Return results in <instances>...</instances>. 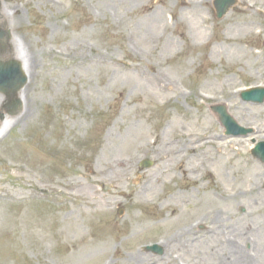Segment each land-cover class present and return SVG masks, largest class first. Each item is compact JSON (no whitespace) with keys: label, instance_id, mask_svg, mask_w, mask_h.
<instances>
[{"label":"rangeland","instance_id":"rangeland-1","mask_svg":"<svg viewBox=\"0 0 264 264\" xmlns=\"http://www.w3.org/2000/svg\"><path fill=\"white\" fill-rule=\"evenodd\" d=\"M236 1L217 18L214 0H0V65L37 54L0 93V264H232V242L264 264V102L239 96L264 87V0ZM216 104L252 131L225 135ZM150 131L175 153L146 155ZM181 133L221 139L192 154Z\"/></svg>","mask_w":264,"mask_h":264},{"label":"bare ground","instance_id":"bare-ground-1","mask_svg":"<svg viewBox=\"0 0 264 264\" xmlns=\"http://www.w3.org/2000/svg\"><path fill=\"white\" fill-rule=\"evenodd\" d=\"M151 5H148V7L143 8L144 12H148L151 7ZM1 20H5L3 17H0V21ZM13 55L16 59H18V61H20L21 63V69L23 70V72L25 73L26 77L29 78V76H31L33 68H35L36 63H37V54L35 52V54H33V51L30 50L29 47H26V51L24 52V56H20L18 54H16L15 52H13ZM4 55H2L0 58H3ZM6 59V58H5ZM159 79L162 78L161 75H159ZM163 87H165L166 83H162ZM3 94V92H0ZM26 93V90H25ZM7 98L10 99L11 96V91H5L4 95ZM1 95H0V103H1ZM11 111V108L8 104V107L2 108V106H0V117L4 116L7 117L6 115L9 114ZM31 114V104L29 103L28 99L25 98L24 103L21 104V108H20V114L19 116H17L15 118L16 121H20L22 118H26L29 117ZM4 121V120H3ZM3 122H0V127H2ZM149 137H153V141L149 142L147 144V148L144 150V153L147 155H154V157L158 160H165L169 157L170 154L175 153V151L173 149H170L168 147L169 143L166 142V140L163 138V136H161V134L157 131H150L149 132ZM179 137L182 139L184 138L186 140V142L184 143V147L186 146V150H188L189 152L195 153L199 150L200 146L203 145H207V144H213L215 143V141L220 140L221 137L219 135H213V136H205V135H197L195 136V141H191L190 139V135L188 134H184L181 133L179 135ZM264 137V136H261ZM239 142V140L237 141ZM230 144H233L232 142ZM185 150V148H184ZM180 160L179 157L176 158V161ZM180 164V161H179ZM254 167L253 169H258V166L256 164H253ZM179 167L181 169H183L185 171V168H183V166L180 164ZM88 172L90 174H93L92 169H89ZM257 172V171H256ZM261 175V174H259ZM145 176V181H146V185L151 184L152 182H156L158 180H161L160 177H155V176H151V175H144ZM255 176L257 177L258 174L255 173ZM90 181L94 182L93 184H95V181L93 180V177L90 175ZM72 182L75 184V187H78V184L80 183V179H74L72 180ZM99 183H101V181H99ZM92 184V185H93ZM69 185H72V183L70 182ZM82 191L84 189V187H79ZM35 189L41 193L46 192L48 189L40 184V183H36L35 184ZM78 189V188H77ZM251 194H254L253 192L259 193V187L257 183L252 184L250 190ZM145 192V191H144ZM143 195V194H142ZM220 195H223V192L220 191ZM253 203H257V200L253 201ZM162 210H165L164 215L167 216H180L183 212L181 210L180 207H177L175 205H166V206H161ZM256 211L259 212L261 211L262 207L260 206V204H256L255 207ZM217 211L216 210H211L208 214H205L203 216H201V219H205V218H209V215H213L214 217L211 219V223L212 224H216V222L220 223L223 216H224V212L223 211H219L217 214H215ZM232 228L233 231L237 232V224H231L228 225V228ZM247 229H251V226H248ZM213 232H217L218 231H225L227 230V226H222V225H218V226H214L212 228ZM226 248L230 250V252L232 253H236L237 257H235L234 260H232V264H255V259L258 257V252H255L253 254H248L247 252H245L242 248H240L239 244H236L235 242H232L231 244L226 243ZM139 259V255L135 254V257ZM139 261V260H138ZM226 264V262H225Z\"/></svg>","mask_w":264,"mask_h":264},{"label":"water","instance_id":"water-1","mask_svg":"<svg viewBox=\"0 0 264 264\" xmlns=\"http://www.w3.org/2000/svg\"><path fill=\"white\" fill-rule=\"evenodd\" d=\"M233 1L234 0H216L215 6L217 9V17H220ZM10 77L12 78L10 79ZM10 77L7 76L5 77L4 75L0 74V87L18 86L20 83L24 82V79L21 76H19L16 71H13ZM263 97H264V89H254L251 90L250 92L242 94L243 99L252 100L255 102H261L263 100ZM215 111L219 115L221 122L226 126L227 133L236 134L237 133L236 125L232 120V118L227 115L225 109L222 106H217L215 107ZM261 145L264 146V144ZM253 152H255L256 154L257 153L261 154L262 158L264 159V152L261 151V146L258 145L253 150ZM146 250H152L158 253L162 251L161 248H159L156 245L146 247Z\"/></svg>","mask_w":264,"mask_h":264}]
</instances>
